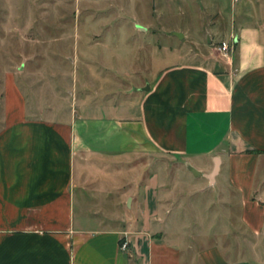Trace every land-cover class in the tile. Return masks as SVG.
I'll return each mask as SVG.
<instances>
[{"label":"crops","instance_id":"crops-1","mask_svg":"<svg viewBox=\"0 0 264 264\" xmlns=\"http://www.w3.org/2000/svg\"><path fill=\"white\" fill-rule=\"evenodd\" d=\"M0 48V264H264V0H0Z\"/></svg>","mask_w":264,"mask_h":264},{"label":"rangeland","instance_id":"rangeland-1","mask_svg":"<svg viewBox=\"0 0 264 264\" xmlns=\"http://www.w3.org/2000/svg\"><path fill=\"white\" fill-rule=\"evenodd\" d=\"M13 7H14V4H13ZM59 8V7H58ZM58 8H54L53 10H55L54 12L57 13L58 11ZM61 9L64 10V12L66 13V15H70L72 14V9L71 8H68L67 6H64V7H61ZM140 9H135L133 10L134 13L144 19V21H148L146 20L147 18H145L144 14H141V11H139ZM140 12V14H139ZM75 13V12H73ZM85 13L81 10V13H79V17H78V21H80V31H79V34L82 35L83 33V30L86 29L89 24L93 25L94 23L92 22H88V21H84V22H81L82 20H84V15ZM99 14V13H97ZM127 15L128 17V24H132L135 26L136 28V24H137V21L136 20H131V18L133 17V19H137L135 18L136 15ZM98 17V15L96 16ZM188 16H182V15H171V16H167V18L163 19L160 23V26L156 24V30H155V34L154 36L149 34L145 37V39H148L149 42L151 43L149 50V54L151 57H153V59L156 61V62H159L160 65L164 64V65H169V64H173L176 62V59H177V56L180 54V50L181 48L178 46L177 44V41L175 39L174 36L170 37V32H171V28L172 27H177V26H185L188 27V29L190 30V44H187L188 46H186V50L187 49H194L193 47V44L191 43H194V39H196V37L198 36L199 37V40L201 39V42H204L205 44H207V39L205 37V34H204V31H201V30H198L196 31L197 27L199 26L200 22H197V20L195 21L194 20V16L191 18H187ZM198 21H203L204 19V15L203 17H199L197 16ZM62 18V17H61ZM77 21V20H76ZM120 24V23H119ZM83 26V27H82ZM139 31V30H138ZM127 33V32H126ZM125 33L124 32H120L119 31V36L117 37V39L119 40H122L123 37H124ZM141 33H138V32H135L134 33V36L131 37V39L133 41L136 42V40L138 42H143V38L144 37H141ZM127 38V37H126ZM204 38V39H203ZM128 39V38H127ZM73 35L72 37L70 38V41H73ZM230 44H232L233 42L231 40H228ZM217 45L219 43H216ZM71 48H73L71 46ZM234 48V47H233ZM233 48H232V52L230 53L231 57L233 55ZM145 52V51H144ZM217 52H219L217 50ZM0 53H1V48H0ZM220 57L223 58L224 60H226L221 54H220ZM76 66V65H75ZM74 64H71L69 65L70 69L75 67ZM156 66V65H155ZM69 76L67 78H62V79H55L54 80V84L57 85L59 84V86H57V89L60 88V90L63 91V94H61L60 96H54V99L56 101H58L57 98H59V100H61V98H64V102L67 101L66 105H59L57 107H59V109H57L55 107V118H59V117H66L67 114H71L73 113V108L76 104V93L79 91V79H78V76L70 71L69 73ZM44 82L43 80H35V82L33 83H42ZM66 100V101H65ZM59 102V101H58ZM56 103V102H55ZM66 106L67 108H69V110L66 109ZM69 114V115H70ZM167 158V157H166ZM166 161L168 162V167H170L172 164H171V161L166 159ZM153 167V165H152ZM152 167H151V170H152ZM150 170V171H151ZM152 172V171H151ZM121 244V243H120ZM122 250V249H121ZM123 252L126 253V250H122Z\"/></svg>","mask_w":264,"mask_h":264},{"label":"built area","instance_id":"built-area-1","mask_svg":"<svg viewBox=\"0 0 264 264\" xmlns=\"http://www.w3.org/2000/svg\"><path fill=\"white\" fill-rule=\"evenodd\" d=\"M233 43L230 44L228 40H222L219 42V44L217 45V50L219 51V53L226 59L229 60L231 55L230 53L232 52V48H233ZM128 247V242L126 239H124L121 244H120V248L122 250H127Z\"/></svg>","mask_w":264,"mask_h":264},{"label":"water","instance_id":"water-1","mask_svg":"<svg viewBox=\"0 0 264 264\" xmlns=\"http://www.w3.org/2000/svg\"><path fill=\"white\" fill-rule=\"evenodd\" d=\"M216 162H217V160H216ZM216 170H217V163L215 164V167H214V171H213V173H215Z\"/></svg>","mask_w":264,"mask_h":264}]
</instances>
